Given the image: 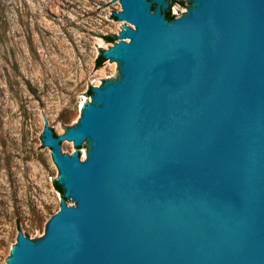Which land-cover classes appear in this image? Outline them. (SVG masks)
I'll use <instances>...</instances> for the list:
<instances>
[{"label": "water", "instance_id": "95a60500", "mask_svg": "<svg viewBox=\"0 0 264 264\" xmlns=\"http://www.w3.org/2000/svg\"><path fill=\"white\" fill-rule=\"evenodd\" d=\"M112 2L115 73L61 136L41 113L63 194L6 264H264V0Z\"/></svg>", "mask_w": 264, "mask_h": 264}, {"label": "rangeland", "instance_id": "374dc122", "mask_svg": "<svg viewBox=\"0 0 264 264\" xmlns=\"http://www.w3.org/2000/svg\"><path fill=\"white\" fill-rule=\"evenodd\" d=\"M109 2L0 0V264H6L16 244V218L20 232L31 240L36 233V238L44 235L46 222L59 209L51 184L57 168L47 147L36 150L44 127L41 113L61 136L59 125L72 126L80 116L87 82L99 87V80L115 73L116 63L109 64V59L93 71L94 45L108 50L113 44L88 33L117 36L120 25L130 26L108 19L111 11H121L118 2ZM97 4L108 5L97 10ZM173 4L176 10L180 7ZM184 12L180 7L179 15ZM61 149L75 153L69 141L61 142ZM83 151L81 160L86 158ZM65 202L73 206L70 199Z\"/></svg>", "mask_w": 264, "mask_h": 264}, {"label": "trees", "instance_id": "16d2710c", "mask_svg": "<svg viewBox=\"0 0 264 264\" xmlns=\"http://www.w3.org/2000/svg\"><path fill=\"white\" fill-rule=\"evenodd\" d=\"M165 16H166V19H168V20H172L173 19V16H171L169 9L165 12ZM105 39L109 43H113L115 41V37L114 36H108ZM105 61H106V59L100 53V55L97 57V60H96L97 67H101ZM89 95H91V90H89ZM53 186L55 187V189L59 193H61V195L63 194V190H62L61 186L58 185L55 180L53 181Z\"/></svg>", "mask_w": 264, "mask_h": 264}, {"label": "built area", "instance_id": "2783aa9c", "mask_svg": "<svg viewBox=\"0 0 264 264\" xmlns=\"http://www.w3.org/2000/svg\"><path fill=\"white\" fill-rule=\"evenodd\" d=\"M174 14H175L176 16L178 15L177 17L180 16L179 13H177V10L175 9V7L172 6V15H174Z\"/></svg>", "mask_w": 264, "mask_h": 264}, {"label": "bare ground", "instance_id": "6f19581e", "mask_svg": "<svg viewBox=\"0 0 264 264\" xmlns=\"http://www.w3.org/2000/svg\"><path fill=\"white\" fill-rule=\"evenodd\" d=\"M127 42H128V40H127ZM81 106V105H80ZM86 157V154H85V152L83 151V158H85Z\"/></svg>", "mask_w": 264, "mask_h": 264}]
</instances>
